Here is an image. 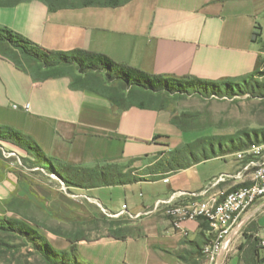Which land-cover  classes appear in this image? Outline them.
<instances>
[{"label": "crops", "instance_id": "obj_1", "mask_svg": "<svg viewBox=\"0 0 264 264\" xmlns=\"http://www.w3.org/2000/svg\"><path fill=\"white\" fill-rule=\"evenodd\" d=\"M69 1L0 0V25L47 51L101 53L146 75L170 80L236 82L263 68L264 0H119L115 6ZM257 27L260 41H253ZM71 82L68 76L34 80L0 51V127L30 138L42 157L61 166L125 163L191 142L184 137L186 131L171 123L173 114L167 108L120 110L100 94L71 88ZM0 147L22 150L4 141ZM235 153L152 182L76 187L69 198L58 186L34 174L23 176L0 157V216L21 217L31 228L26 220L38 222L51 213L68 220L88 219L94 213L119 221L129 218V227L138 231L120 239L37 233L57 253L74 246L75 260L81 264H200L208 225L198 219L175 229L159 201L204 192L219 176L224 181L211 193L247 186L250 172ZM148 186L159 192L140 195L142 202L137 201L135 191ZM21 200L22 214L15 208ZM263 207L264 198L253 205L254 218ZM66 236L80 240L72 243Z\"/></svg>", "mask_w": 264, "mask_h": 264}, {"label": "trees", "instance_id": "obj_2", "mask_svg": "<svg viewBox=\"0 0 264 264\" xmlns=\"http://www.w3.org/2000/svg\"><path fill=\"white\" fill-rule=\"evenodd\" d=\"M23 0H12L17 3ZM51 2L52 0H45ZM119 0H88L86 5L115 6ZM258 27L252 35L253 41L259 40L260 33ZM260 41V40H259ZM264 46V44H263ZM5 48V49H4ZM0 51H2L13 63L31 75L34 80H46L57 76H68L71 78V88L90 90L109 99L120 110H125L133 106L144 108L161 109L164 106H152L143 101H134V91L137 89L143 94L160 95H181L199 94L205 97H230L237 85L234 82H206L192 79H166L162 76H149L143 72L130 68L123 63L115 62L101 53L86 52L75 49L63 53L61 51H47L34 45L16 32L0 25ZM260 72H254L239 79L243 84L254 79ZM118 80L120 87H109L110 81ZM135 89L126 92L127 88ZM247 92V91H246ZM248 93V92H247ZM171 123L181 127L174 117ZM218 137H199L198 139L181 144L177 148L164 154H159L149 158H139L129 160L125 163H96L92 166L66 165L61 166L42 157L38 146L28 137L16 131L0 127V141L11 143L38 159L46 161L49 169L63 179L66 183L74 184L80 189H90L96 187L126 186L136 182H152L164 179L180 170H186L193 165L216 157L220 154H229L242 150L248 146L245 143L234 145L229 142L225 146ZM196 152L200 155L196 157ZM140 161L141 166L134 167ZM63 168V169H62ZM61 172L68 178H64ZM114 226L115 229L113 228ZM121 224L114 222L110 227L107 237L124 238ZM0 230L25 236L44 245V248H52L44 242V239L37 233L36 229L29 227L25 222L9 217H0ZM56 233V232H53ZM75 243L80 240L78 237L66 236ZM75 247L72 246L68 252H61V255L74 257ZM201 255V254H200ZM196 264V263H194Z\"/></svg>", "mask_w": 264, "mask_h": 264}, {"label": "rangeland", "instance_id": "obj_3", "mask_svg": "<svg viewBox=\"0 0 264 264\" xmlns=\"http://www.w3.org/2000/svg\"><path fill=\"white\" fill-rule=\"evenodd\" d=\"M61 1V0H60ZM66 3V0H62ZM85 0H70V3H78ZM103 1V0H99ZM106 1V0H104ZM5 49V48H4ZM2 50V49H0ZM264 51V46H262ZM263 68L253 80L243 84L238 80L234 82L237 87L233 94L226 97H205L199 94L181 95H148L137 89L127 88L126 92L134 91V101H143L152 106H164L171 111L176 122L183 127L185 139L196 140L199 137H218L221 142L229 146L245 143L246 146L264 142V55ZM109 87L118 88L120 82L112 79ZM248 93H247V92ZM237 152V151H236ZM200 152H196V157ZM0 157L6 163H13L15 167L23 171V176L37 175L39 179L53 186L56 185L64 197L69 198V191L74 190V184L66 183L53 173L47 163L20 149L10 150L9 147L1 149ZM246 161H241L243 163ZM140 162L134 164L139 167ZM63 169V168H62ZM64 178L68 176L61 172ZM58 189V190H59ZM56 192V191H54ZM159 192L158 187L135 191L137 201L146 198L147 194ZM141 193V194H139ZM25 206V205H24ZM81 207V206H80ZM16 211L22 214V200L16 205ZM25 214V213H24ZM99 214V215H98ZM7 217V216H0ZM18 220H23L18 219ZM31 226L40 232H56L60 235H86L87 237L103 238L110 232L114 222L124 226L122 235H134L138 229L129 227V218L119 221L111 215L94 213L88 219H62L55 213H51L48 219L26 220ZM119 221V222H118ZM199 253V250H198ZM0 264H81L71 257H65L54 250L44 248V245L25 236L0 230ZM225 264H264V207L263 211L253 217L252 221L243 228L241 235L234 242Z\"/></svg>", "mask_w": 264, "mask_h": 264}, {"label": "built area", "instance_id": "obj_4", "mask_svg": "<svg viewBox=\"0 0 264 264\" xmlns=\"http://www.w3.org/2000/svg\"><path fill=\"white\" fill-rule=\"evenodd\" d=\"M13 107L18 108L17 105ZM234 156L237 161H246L244 169L250 172L247 186L225 194L211 193V188L224 181V177L219 176L204 192L181 194V199L173 200L171 196L166 201H159L165 205L164 214L175 229H180L185 221L198 219L208 225L209 240L201 247L200 264H225L234 242L253 219V205L264 198V142L251 144ZM236 177L239 175H234Z\"/></svg>", "mask_w": 264, "mask_h": 264}]
</instances>
